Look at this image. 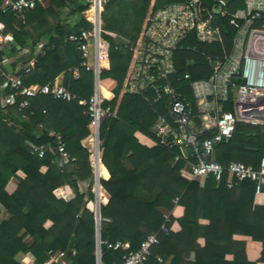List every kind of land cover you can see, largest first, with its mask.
I'll list each match as a JSON object with an SVG mask.
<instances>
[{
	"label": "trees",
	"instance_id": "trees-1",
	"mask_svg": "<svg viewBox=\"0 0 264 264\" xmlns=\"http://www.w3.org/2000/svg\"><path fill=\"white\" fill-rule=\"evenodd\" d=\"M90 1L44 0L27 11L25 24L0 9V27L13 41L0 52V205L6 213L0 220V264H21L15 259L19 252L30 253L35 264H44L49 252L58 251L65 252L66 264H97L96 222L87 206L94 193L78 187L93 176L89 162L94 152V137L89 136L92 118L87 104H79L78 99L89 100L94 77L91 69L82 66L84 57L77 42L68 39L91 29L84 15ZM188 1L102 0L101 39L109 67L101 69L99 81L103 106H109L112 115L102 117L99 125L101 162L109 172L108 179H100L109 195L107 203L100 205V239L127 242L129 250H136L148 235L157 234L159 243L152 253L169 264L264 263V190L256 193L250 180L228 188L211 175L189 179L188 167L195 156L183 152L186 148L162 143L151 130L158 115L166 113V98L154 101L152 90L144 95L121 92L132 47L146 18L160 8ZM226 1L228 14L213 19L220 25L222 42H201L192 33L175 51L177 73L172 81L177 88L182 85L180 91L191 101L183 74L206 78L208 57L232 49L237 26L230 23L231 14L245 3ZM90 12L93 20V7ZM256 24L264 27V16ZM3 54L10 59L9 65L2 64ZM6 75L20 77L24 86L60 81L75 98L38 94L19 96L15 103L3 105L1 97L11 92L4 86ZM22 99L28 105L19 110ZM231 109L230 103L223 104V110ZM59 141L69 155L64 163ZM33 146L44 154L39 156ZM262 156L264 126L245 122H237L232 136L215 144L213 151L214 159L223 165L239 161L257 167ZM101 162L99 176L106 177ZM11 178L17 185L8 192ZM257 196H263L262 203H255ZM105 201L100 188V202ZM177 205L182 213L173 216ZM164 214L169 215L168 221ZM235 235L261 242L258 260L247 259L245 241ZM125 253L102 243L100 264H119Z\"/></svg>",
	"mask_w": 264,
	"mask_h": 264
},
{
	"label": "built area",
	"instance_id": "built-area-1",
	"mask_svg": "<svg viewBox=\"0 0 264 264\" xmlns=\"http://www.w3.org/2000/svg\"><path fill=\"white\" fill-rule=\"evenodd\" d=\"M37 3L43 4L44 0H1L0 9L4 13H13L18 22L25 24L27 11ZM244 3V8L231 14L230 23L237 26L231 51L208 57L210 73L206 78L191 79L188 72L183 74L193 104L180 91L183 89L182 85L177 88L172 81V76L177 73L175 51L192 33L201 42H222L220 25L214 24L213 19L216 15L228 14L226 0H189L152 12L143 23L132 47L121 92L144 95L152 90L155 93L154 101L166 98V113L158 115L151 130L162 143L191 150L190 153L196 160L189 164V179L211 175L218 184L224 182L228 188L250 180L254 184V191L260 193L264 190V156L260 158L257 167L239 161L223 165L213 157L215 144L231 137L237 122L264 126V27L256 24L264 16V0H244ZM90 7L94 8V20L86 19L91 22V29L71 34L68 39L77 42V49L84 57L82 66L93 72V94L87 101L78 99V103L88 106L93 134L89 136L96 139V158L101 162L97 140L100 120L112 115V112L109 106H103L105 98L99 81L101 58H107L101 39L102 0H91ZM18 26L16 24L15 27ZM12 42L10 34L0 27V52L7 50ZM20 51L26 50L21 48ZM91 54L93 61L89 62ZM9 63L10 59L3 54L2 64ZM74 76H78L77 69L74 70ZM4 86H8L11 92L1 97L3 105L15 103L19 96L33 97L38 94L51 95L57 99L75 98L60 81L51 85L24 86L20 77L6 75ZM224 103H230L232 109L223 110ZM27 105L26 99L19 100L18 109L26 108ZM207 132L210 134L205 135ZM57 149L63 159L61 163L66 162L69 155L64 144L59 141ZM33 150L39 156L44 154L36 146H33ZM88 152L90 155L89 150ZM89 162L96 194V190L100 188L97 168L93 167L90 160ZM92 211L97 229V226L100 227L101 213L96 210V202ZM164 217L166 221L169 220L168 214H164ZM102 243H106L109 248L126 251L119 264H169L161 255L152 253V247L159 243L157 234L148 235L136 250H129L127 242L107 243L99 237L98 243L96 240V257L97 246L100 256ZM49 254L52 263L66 264L64 251Z\"/></svg>",
	"mask_w": 264,
	"mask_h": 264
},
{
	"label": "crops",
	"instance_id": "crops-1",
	"mask_svg": "<svg viewBox=\"0 0 264 264\" xmlns=\"http://www.w3.org/2000/svg\"><path fill=\"white\" fill-rule=\"evenodd\" d=\"M87 11H86V13H87ZM86 13L84 15H86ZM90 56H91V60H89V62H92L93 61L92 54ZM106 60H107V62H106L107 64H106V66H102V69L109 67L108 57L106 58ZM82 144L84 145V141L83 140H82ZM96 163H97V158H96V155H95L94 156V166L95 167H96ZM101 164H102V162H101ZM102 166L106 170L107 176L106 177H103V176L101 177V176L98 175L99 184H100V179H105L106 180V179L109 178V172H108V170L106 169V167L103 164H102ZM90 181L89 180L88 181H84V183H87V182L90 183ZM16 185H17L16 179L11 178L8 181L7 185H6V190L8 192H12L15 189ZM100 188L102 189V191L104 192V195L106 196V201L105 202H100V205L101 204H106L107 201H108L109 195L103 189V187L101 186V184H100ZM100 188L98 190V195L96 193L99 201H100ZM68 191H69V189H68ZM262 201H263V196H257L255 198V203H257V204L262 203ZM181 213H182V207L181 206H178V205L175 206L174 209H173V212H172L173 216H179V215H181ZM5 216H6V213L3 211V208L0 205V220L3 217H5ZM235 238L245 241V252H246V256H247V259L248 260H250V261H256V260H258V258L260 257L261 242L252 240L251 237L245 236V235H235ZM226 258L227 259H231V255H227ZM15 259H16V261H18L21 264H35L34 263V257L30 253L19 252V253L16 254ZM51 263L52 262L50 261V258H49L48 261H46L44 264H51ZM56 264H59V263H56ZM257 264H264V263L258 262Z\"/></svg>",
	"mask_w": 264,
	"mask_h": 264
},
{
	"label": "rangeland",
	"instance_id": "rangeland-1",
	"mask_svg": "<svg viewBox=\"0 0 264 264\" xmlns=\"http://www.w3.org/2000/svg\"><path fill=\"white\" fill-rule=\"evenodd\" d=\"M86 15H87V17L90 19V20H92V15H91V12H90V8H89V10L87 11V13H86ZM90 41H91V39H90ZM91 50H92V48H90ZM88 60H91V56H89V58H88ZM107 62V60H106V58H105V56L104 57H102L101 58V65L102 66H106V63ZM90 135H93L92 133L90 134ZM89 137V136H88ZM86 139V138H85ZM85 139L83 140V141H85ZM100 150H101V148H100ZM183 152H185V153H190L191 152V150H186V151H183ZM94 152H93V155H92V165H93V167H94ZM98 170V169H97ZM98 174V173H97ZM78 187H79V189H80V191H82V192H86L87 190H88V188L90 189L91 188V190H92V192L93 193H95V190H94V187H95V180H94V176H92V179H91V181H90V183H84V182H79L78 183ZM87 199V198H86ZM94 205H95V194H94V198L93 199H87V206L91 209V210H93V208H94Z\"/></svg>",
	"mask_w": 264,
	"mask_h": 264
},
{
	"label": "water",
	"instance_id": "water-1",
	"mask_svg": "<svg viewBox=\"0 0 264 264\" xmlns=\"http://www.w3.org/2000/svg\"><path fill=\"white\" fill-rule=\"evenodd\" d=\"M97 140L99 142V136H98ZM95 202H96V210L99 212V210H100V204H99V200H98V197H97L96 194H95ZM99 230H100V227L97 226V229H96L97 243H98L99 237H100ZM98 253H99V246H97V257H96V261H97V264H100V256H99Z\"/></svg>",
	"mask_w": 264,
	"mask_h": 264
},
{
	"label": "bare ground",
	"instance_id": "bare-ground-1",
	"mask_svg": "<svg viewBox=\"0 0 264 264\" xmlns=\"http://www.w3.org/2000/svg\"><path fill=\"white\" fill-rule=\"evenodd\" d=\"M92 8V7H91ZM90 8V9H91ZM85 17L87 18V19H89L88 17H87V15H85ZM90 20V19H89ZM94 20V19H93ZM94 155H96V139L94 138ZM99 163H100V161L97 159V163H96V168L98 169L97 170V173H98V175H99ZM96 193H97V195H98V190H96Z\"/></svg>",
	"mask_w": 264,
	"mask_h": 264
}]
</instances>
